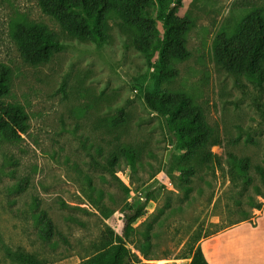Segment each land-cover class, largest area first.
Returning a JSON list of instances; mask_svg holds the SVG:
<instances>
[{
    "label": "rangeland",
    "instance_id": "obj_1",
    "mask_svg": "<svg viewBox=\"0 0 264 264\" xmlns=\"http://www.w3.org/2000/svg\"><path fill=\"white\" fill-rule=\"evenodd\" d=\"M256 9L264 11V0H183L176 13L194 21L187 38L191 56L175 64L179 75L166 83L155 79L118 21L110 22L105 43L79 41L43 14L38 0H0V63L11 71L5 101L22 105L30 124L19 143L0 137V264H18L9 252L32 255L40 264H83L102 251L110 231L123 238L124 215L143 205L144 214L123 238L133 254L125 264H189L197 246L247 213L255 218L259 211L248 197L264 205L253 190L260 184L254 167H264V82L219 68L212 46L221 30L234 29ZM18 14L47 25L64 50L49 63H26L9 34ZM154 84L192 97L222 141L211 151L225 171L193 160L191 191L176 170V132L146 106L145 88ZM121 114L125 123L112 127L109 119ZM124 146L137 152L136 170L123 156L115 169L107 165ZM230 153L251 159L254 183L247 188L228 174ZM25 180L28 187L18 191ZM44 211L55 226L50 241L40 234Z\"/></svg>",
    "mask_w": 264,
    "mask_h": 264
},
{
    "label": "trees",
    "instance_id": "obj_2",
    "mask_svg": "<svg viewBox=\"0 0 264 264\" xmlns=\"http://www.w3.org/2000/svg\"><path fill=\"white\" fill-rule=\"evenodd\" d=\"M183 0H38L43 14L54 19L63 32L79 41H91L97 44L106 42L110 31V22L118 21L122 32L132 39L133 47L144 54L151 67L155 69V79L171 83L179 71L175 64L187 61L191 53L187 48V38L194 21L189 16L180 17L176 11L182 7ZM160 25L162 27H160ZM9 34L16 44L20 57L29 64L49 63L56 54L64 50V43L47 25L18 14L9 22ZM214 60L222 68L237 78L245 77L261 85L264 82V11L256 9L242 18L232 30H221L215 37L213 46ZM157 85V84H156ZM11 89L10 68L0 63V137L8 143L22 141L29 128V114L20 104L5 101ZM147 108L165 118L177 136L176 170L185 185L191 191V177L195 175L193 160L201 165L225 171L221 159L211 151L221 146V139L215 134L206 119L204 109L192 97L184 92L160 89L158 86L145 88ZM264 117V116H263ZM112 127L125 123V116L109 119ZM120 156L136 170L137 152L129 147L120 148L107 159V165L113 169ZM185 161V163H182ZM228 174L233 182L242 181L247 188L254 183L250 176L252 168L249 157L238 158L228 154ZM260 184L253 185L257 196L264 199V167L255 166ZM28 187V180L17 185L18 191ZM249 203L257 211L263 203L248 197ZM145 212V205L133 214L124 215L121 235L127 238L134 224ZM38 218L42 224L40 234L44 241H50L55 226L47 212H41ZM254 215L247 213L238 222L252 221ZM237 223V224H238ZM102 251L83 264H125L133 254L123 238L115 237L110 231ZM13 262L18 264H40L36 257L20 252H9ZM189 264H210L202 246H197L190 256ZM132 264H150L140 260Z\"/></svg>",
    "mask_w": 264,
    "mask_h": 264
},
{
    "label": "crops",
    "instance_id": "obj_3",
    "mask_svg": "<svg viewBox=\"0 0 264 264\" xmlns=\"http://www.w3.org/2000/svg\"><path fill=\"white\" fill-rule=\"evenodd\" d=\"M210 264H264V207L252 221L221 232L202 244Z\"/></svg>",
    "mask_w": 264,
    "mask_h": 264
},
{
    "label": "built area",
    "instance_id": "obj_4",
    "mask_svg": "<svg viewBox=\"0 0 264 264\" xmlns=\"http://www.w3.org/2000/svg\"><path fill=\"white\" fill-rule=\"evenodd\" d=\"M171 185V184H170Z\"/></svg>",
    "mask_w": 264,
    "mask_h": 264
}]
</instances>
